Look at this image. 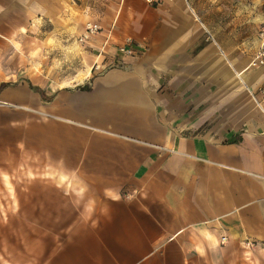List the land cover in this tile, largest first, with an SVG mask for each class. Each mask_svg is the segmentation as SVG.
I'll return each instance as SVG.
<instances>
[{
  "label": "crops",
  "instance_id": "obj_1",
  "mask_svg": "<svg viewBox=\"0 0 264 264\" xmlns=\"http://www.w3.org/2000/svg\"><path fill=\"white\" fill-rule=\"evenodd\" d=\"M211 28L192 0H0V264H264L258 31L246 59Z\"/></svg>",
  "mask_w": 264,
  "mask_h": 264
},
{
  "label": "rangeland",
  "instance_id": "obj_2",
  "mask_svg": "<svg viewBox=\"0 0 264 264\" xmlns=\"http://www.w3.org/2000/svg\"><path fill=\"white\" fill-rule=\"evenodd\" d=\"M202 13L211 21V30L235 48V54L241 53L240 47L245 46V57L253 54L255 36L264 19V0H192ZM249 46V47H248ZM238 55H235L238 57ZM64 74V73H62ZM15 181V178H14ZM18 186L14 183H0V195L5 189L4 196L9 199H0V208L18 207V200L14 199ZM4 219V216H0ZM17 217L6 216L7 223H13ZM17 222V221H16Z\"/></svg>",
  "mask_w": 264,
  "mask_h": 264
},
{
  "label": "built area",
  "instance_id": "obj_3",
  "mask_svg": "<svg viewBox=\"0 0 264 264\" xmlns=\"http://www.w3.org/2000/svg\"><path fill=\"white\" fill-rule=\"evenodd\" d=\"M160 0H145L148 4H155L159 2ZM102 30V27L99 23L94 21H89L86 23L85 31L84 33L79 37L80 41H86L90 37L96 35ZM258 40H259V48L256 52V55L252 59L250 65L252 67H261L264 66V21L261 23L259 31H258ZM131 42L130 39L127 40V42L120 46V51H122L125 54H132L133 50L128 46ZM98 68V65H96ZM259 93H261L264 96V84L259 89ZM226 237L222 238V241H225Z\"/></svg>",
  "mask_w": 264,
  "mask_h": 264
},
{
  "label": "trees",
  "instance_id": "obj_4",
  "mask_svg": "<svg viewBox=\"0 0 264 264\" xmlns=\"http://www.w3.org/2000/svg\"><path fill=\"white\" fill-rule=\"evenodd\" d=\"M10 83H3L2 86H8Z\"/></svg>",
  "mask_w": 264,
  "mask_h": 264
}]
</instances>
